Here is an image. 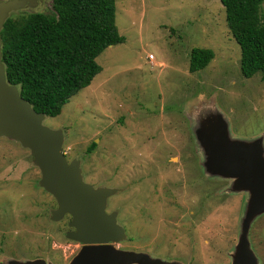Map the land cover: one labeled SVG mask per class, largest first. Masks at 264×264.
I'll list each match as a JSON object with an SVG mask.
<instances>
[{
  "label": "rangeland",
  "instance_id": "rangeland-1",
  "mask_svg": "<svg viewBox=\"0 0 264 264\" xmlns=\"http://www.w3.org/2000/svg\"><path fill=\"white\" fill-rule=\"evenodd\" d=\"M37 2L14 18L53 12V0ZM116 25L125 43L107 48L102 72L44 124L64 132V152L86 182L121 190L108 207L128 232L117 249L165 264H234L250 195L207 173L195 130L219 113L232 137L264 138L262 74L243 76L220 0H116ZM195 48L214 59L192 73ZM40 180L30 151L1 137L0 264H70L82 250L66 238L68 219L51 220L57 203ZM248 240L264 264V214Z\"/></svg>",
  "mask_w": 264,
  "mask_h": 264
},
{
  "label": "water",
  "instance_id": "water-1",
  "mask_svg": "<svg viewBox=\"0 0 264 264\" xmlns=\"http://www.w3.org/2000/svg\"><path fill=\"white\" fill-rule=\"evenodd\" d=\"M37 4V0L0 1V34L12 12L34 8ZM45 119L44 113L36 112L21 97L17 86L8 83L0 35V138L16 141L30 151L41 173L40 187L58 203L51 220L72 216L70 225L76 231L66 237L87 246L70 264H165L146 254L122 251L114 246L127 237L117 224L116 213L106 212L107 199L117 190L95 188L86 183L81 162L69 161L64 153V132L47 127ZM197 128L195 137L204 150L207 173L234 179L233 190L250 195L234 264H258L248 233L254 219L264 214V138L246 141L232 137L229 122L219 113L201 120ZM10 264L48 263L34 260Z\"/></svg>",
  "mask_w": 264,
  "mask_h": 264
},
{
  "label": "trees",
  "instance_id": "trees-1",
  "mask_svg": "<svg viewBox=\"0 0 264 264\" xmlns=\"http://www.w3.org/2000/svg\"><path fill=\"white\" fill-rule=\"evenodd\" d=\"M230 33L241 49V72L264 80V0H220ZM1 31L2 62L10 85L38 113L57 117L102 72L97 58L125 43L116 25V0H53V12L14 18ZM214 59L209 49L191 52L189 70H204ZM97 144L88 149L91 154Z\"/></svg>",
  "mask_w": 264,
  "mask_h": 264
},
{
  "label": "flooded vegetation",
  "instance_id": "flooded-vegetation-1",
  "mask_svg": "<svg viewBox=\"0 0 264 264\" xmlns=\"http://www.w3.org/2000/svg\"><path fill=\"white\" fill-rule=\"evenodd\" d=\"M82 173H83V171H82ZM83 177H84V176H83ZM84 181H85V179H84ZM85 182H86V181H85ZM86 183H88V182H86ZM88 184H90V183H88ZM90 185H92V184H90ZM92 186H94V185H92ZM94 187H95V188H110V187H106V186H102V187H96V186H94ZM110 189H115V190H117V192H116L113 196H111V197H109V198L107 199L106 212H107V214H113V213H116L117 224H118L120 227H122V228L124 229L125 234H126V236H127L125 240H123V241H121V242H119V243H117V244H114V246H116V245H119V244L125 242V241L128 239V232H127L125 226L120 222V214H119V212H117V211H108V207H109V205L111 204V198L114 197V196H116L117 194H119L120 191H121L120 189H117V188H110ZM53 198H54V197H53ZM54 199H55V198H54ZM55 201H56V199H55ZM56 203H57V201H56ZM56 209H58V203H57ZM56 209H54V210H56ZM54 210H52V211H54ZM52 211H51V213H52ZM64 219H68V227H69V230L66 232V236H67V234H68L69 232H75V231H76V228L71 227V225H70L71 222H72V216H71V215H66L62 220H64ZM62 220H60V221H62ZM52 221H53V220H52ZM60 221H54V222H60ZM66 238H67V237H66ZM71 241H73V240H71ZM73 242H76V241H73ZM76 243L79 244V246H80L81 249H82L84 246H87V245H85V244H83V243H80V242H76Z\"/></svg>",
  "mask_w": 264,
  "mask_h": 264
},
{
  "label": "built area",
  "instance_id": "built-area-1",
  "mask_svg": "<svg viewBox=\"0 0 264 264\" xmlns=\"http://www.w3.org/2000/svg\"><path fill=\"white\" fill-rule=\"evenodd\" d=\"M149 60H154V56L153 55H151V56H149ZM65 153V152H64ZM66 154V153H65Z\"/></svg>",
  "mask_w": 264,
  "mask_h": 264
}]
</instances>
